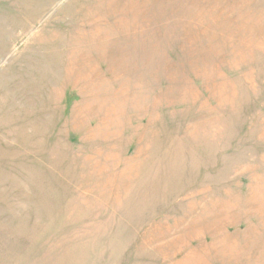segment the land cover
Segmentation results:
<instances>
[{
    "label": "rangeland",
    "instance_id": "1",
    "mask_svg": "<svg viewBox=\"0 0 264 264\" xmlns=\"http://www.w3.org/2000/svg\"><path fill=\"white\" fill-rule=\"evenodd\" d=\"M0 264H264V0H0Z\"/></svg>",
    "mask_w": 264,
    "mask_h": 264
}]
</instances>
